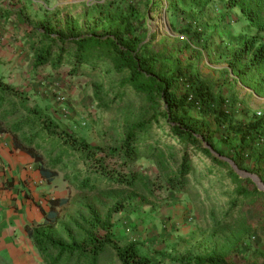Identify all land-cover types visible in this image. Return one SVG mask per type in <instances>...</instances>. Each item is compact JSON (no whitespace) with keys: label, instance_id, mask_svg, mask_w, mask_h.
Instances as JSON below:
<instances>
[{"label":"rangeland","instance_id":"1","mask_svg":"<svg viewBox=\"0 0 264 264\" xmlns=\"http://www.w3.org/2000/svg\"><path fill=\"white\" fill-rule=\"evenodd\" d=\"M55 10L59 14L52 19L53 10L46 14L36 24L35 31L49 30L52 26L55 34L105 36L118 26L119 17H125L130 21L121 22L122 28L128 23L134 27V35L145 45L143 53L146 56L151 55L149 51L158 53V68L169 75L177 69L184 73L188 69L200 71L208 53H214V41L229 36L225 26L209 23L208 14L210 18L212 13L234 10L249 25L239 7L228 8L226 0H73V5L69 3ZM255 35V28L248 26L243 38ZM261 35L264 37V33ZM30 40L33 56L48 45L41 42L37 31ZM70 62L73 61L67 57L59 67L51 63L36 67L33 69L36 81L16 86L28 91L33 105L42 107L77 136L98 146L110 164L126 173L134 171L139 180L132 187L102 181L95 188L87 189L80 187L84 177L74 175L83 167L68 172L60 169L49 187L51 197L63 202L57 204L55 214L43 229L65 243L86 241L90 233L104 234L103 223L113 210L114 240L120 245L135 243L142 254L150 257L152 264H182L185 255L212 254L226 257L234 264H262L264 194L239 197V191L254 189L256 181L251 176L254 174L240 170L228 160L235 171L231 172L190 145L192 170L188 184L183 190L170 188L166 173L148 155L132 160L117 150L133 122L153 120L154 140L150 144L159 140L164 157L169 159L168 171L177 169L185 145L166 132L170 130L169 120L163 116L166 103L158 100L160 105L152 109V103L127 84L128 71L118 73L107 61H101L93 70L90 65L74 70ZM182 76L173 89L178 97L188 89ZM38 79L45 81L44 84ZM187 110V115L196 120L200 133L208 135L200 124L202 118L197 110ZM217 145L226 150L219 142ZM124 159H128L127 165L122 164ZM222 159L226 158L222 156ZM236 200L238 205L234 206ZM47 208L50 210V203ZM98 264L121 263L109 246L100 255Z\"/></svg>","mask_w":264,"mask_h":264},{"label":"trees","instance_id":"2","mask_svg":"<svg viewBox=\"0 0 264 264\" xmlns=\"http://www.w3.org/2000/svg\"><path fill=\"white\" fill-rule=\"evenodd\" d=\"M226 5L228 8L239 7L249 26L256 30L253 37L244 39L241 35L233 39L238 41V47L232 52L230 67L245 83L248 78L264 75V37L261 35L264 33V0H226ZM106 12L111 14L108 10ZM117 20L118 26L105 36L92 33L73 34L69 37L63 33L55 34L51 26L49 30L40 33L41 42H48V45L36 53L35 65L51 63L52 66L59 67L68 57L73 61L70 63L74 70L85 68V65H90L93 70L101 61H107L111 69L118 73L128 71L127 84L136 94L150 101L152 109L160 105L158 100L165 102L166 113L163 116L169 120L170 128L166 132L185 145L177 169L168 171L169 159L164 157L159 140L154 145L150 144L154 140L151 131L153 120L133 122L125 133L123 145L117 150L126 158H133L132 160L148 155L166 173V182L170 188L183 190L188 184L192 170L188 151L190 145L209 155L216 163L230 168L231 172L235 173L229 161L234 162L240 170L258 176L264 183V112L262 116L254 112L248 122H236L233 110L227 108V99L214 92L211 83L202 78L198 68L193 71L188 69L185 73L177 69L173 75L160 70L156 61L158 53L149 51L151 55L146 56L143 53L145 45L134 35L135 28L129 23L122 28L121 22L130 20L125 17ZM182 75L187 81L188 89L183 96L178 97L173 89ZM256 81L262 83L261 78ZM188 108H194L200 114V124L206 128L208 135L200 133L196 120L187 115ZM183 111L186 114L180 115ZM244 113L248 111L245 110ZM0 133L12 134L15 146L29 153L40 164L41 175L48 182H52L60 169L68 172L80 167L83 170L74 175L76 178L84 177L81 188L93 189L102 181L109 185L132 187L139 180V175L134 171L126 173L110 164L98 146L77 136L42 107L33 105L28 93L5 81L1 75ZM218 142L227 151L219 149ZM222 156L226 159H222ZM127 160L124 159L122 164L127 165ZM239 192L241 198L264 194L256 183L253 190L243 189ZM61 202L63 201L58 198L51 200V217L55 214V207ZM233 205L237 206L238 200ZM112 212L113 210L108 213L103 223L104 234L90 233L86 241L73 240L65 243L54 239L44 227L30 229V234L48 264H98L100 255L109 246L115 251L121 264H152L150 257L142 254L135 243L120 245L114 240ZM181 262L234 264L226 257L213 254L194 257L185 255Z\"/></svg>","mask_w":264,"mask_h":264},{"label":"crops","instance_id":"3","mask_svg":"<svg viewBox=\"0 0 264 264\" xmlns=\"http://www.w3.org/2000/svg\"><path fill=\"white\" fill-rule=\"evenodd\" d=\"M69 3L73 5V0H0V75L5 81L15 86L36 81L33 69L39 66L35 65L36 54L33 56L30 38L36 31L44 30L35 31L34 28L46 14L48 16L53 10L52 19ZM208 20L213 26L216 23L225 26L229 36L214 41V53L209 52L205 64H201L204 69L199 65L202 78L211 83L216 94L227 99V108L233 110L236 122H248L254 112L262 116L264 75L248 78L244 83L230 67L232 52L238 43L233 39L245 33L248 23L234 10L212 13L210 18L208 14ZM258 78L262 83L256 81ZM245 110L248 113H244ZM0 157L5 165V186L0 198V264H48L30 229L47 226L52 214L47 204L51 205L50 200L56 199L51 197V182L42 177L40 164L15 146L10 133H0ZM251 176L254 179L255 175Z\"/></svg>","mask_w":264,"mask_h":264},{"label":"built area","instance_id":"4","mask_svg":"<svg viewBox=\"0 0 264 264\" xmlns=\"http://www.w3.org/2000/svg\"><path fill=\"white\" fill-rule=\"evenodd\" d=\"M4 172H5V165H4L3 160L0 157V198H1L2 189L5 186V183H4L5 180L3 179Z\"/></svg>","mask_w":264,"mask_h":264},{"label":"water","instance_id":"5","mask_svg":"<svg viewBox=\"0 0 264 264\" xmlns=\"http://www.w3.org/2000/svg\"><path fill=\"white\" fill-rule=\"evenodd\" d=\"M236 169H237V171H239L242 174V172L237 167H236ZM253 177H254V180L256 181V183L258 184V186L260 188L264 189V183L257 176H253Z\"/></svg>","mask_w":264,"mask_h":264}]
</instances>
